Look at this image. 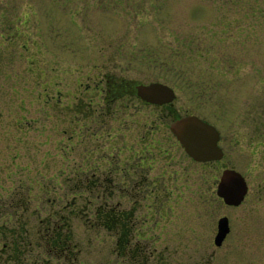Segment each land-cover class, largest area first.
Here are the masks:
<instances>
[{
	"label": "rangeland",
	"instance_id": "374dc122",
	"mask_svg": "<svg viewBox=\"0 0 264 264\" xmlns=\"http://www.w3.org/2000/svg\"><path fill=\"white\" fill-rule=\"evenodd\" d=\"M108 80L172 87L181 112L222 126L226 161L249 185L237 208L214 200L216 211H201L215 196V182H203L200 169L185 162V209L175 216L180 233L161 244L133 242L154 251L155 264L167 245L170 253L159 264H179L175 248L211 235L198 233L204 228L196 227L197 216L216 220L225 213L233 231L220 262L264 264V144L254 141H264V134L258 136L253 122L264 131V0H0V217L35 222L69 201L70 193L60 197L75 182L92 173L107 177L108 161L126 159L136 147L131 128L137 122L142 140L138 131L156 120L154 108L126 100L119 129V115H107L100 104L106 94L94 93ZM88 102L106 112L105 123L76 124L84 114L74 109L86 111ZM185 211L191 216L180 220ZM72 223L81 263L134 264L115 254L111 233L83 228L76 218Z\"/></svg>",
	"mask_w": 264,
	"mask_h": 264
},
{
	"label": "flooded vegetation",
	"instance_id": "af4514ba",
	"mask_svg": "<svg viewBox=\"0 0 264 264\" xmlns=\"http://www.w3.org/2000/svg\"><path fill=\"white\" fill-rule=\"evenodd\" d=\"M101 90L106 95L102 97L103 103L100 104H104L107 113L105 111L98 112L97 108L92 106V102H88L86 104V111L83 109L81 110L79 107L74 109L77 110V112L80 111V114H84V116L82 118L80 117L76 122L77 125L80 121L83 123L89 121L96 124L105 123L102 116L103 113H106L110 116L114 114V116L119 115L111 120H116L120 129V121L122 118L120 115L123 113L121 110L126 103H131V101L126 100H131L130 98L132 97L139 99L141 105L154 108L157 115L156 120L153 119L148 124L147 122L143 123L145 126H141L138 131L142 136V140L137 139V130L135 129L139 123L137 122L136 125L131 128L133 134H135L134 139L136 141V147L128 149L126 159H120V161L116 162H107L109 166L105 169V172L109 173L107 177L104 174L103 176H99L92 173L90 176L86 177L88 179L81 178V180L79 182L77 181V183L75 182L74 185L70 184L73 187L68 188V192H63L61 194L60 199L62 200L65 199V195L68 193L72 194V197L69 201L66 200L65 203L60 205L59 208L39 217L38 219L36 217V221L33 223L27 218L24 219L22 216L20 219L27 224L28 233L33 240L39 232L43 230V227L48 224L52 228H60L58 231L60 234H65L66 239L69 242V251L71 254H74L73 264H83L80 262L82 251L74 238L73 226L75 227V225L72 223L73 218L78 219L79 226L83 228H102L106 232L111 233V237L114 238V252L115 254L117 253V256H119L120 259L126 260L131 258V262L134 264H144L145 257L143 254L146 252L148 256L145 264H155L154 251H151L152 254H149V248L143 246L141 240H136L135 242H133V240L138 237V239H147L146 242L148 244H161L171 237L170 233H180L182 225L178 222V226L175 216L177 213L182 212V206H184V192L182 189L185 184V179L189 176V173L186 172L185 169V162L200 169L201 172L199 177L203 176L201 178L203 182L207 183L211 180L212 183L215 182V196H212L213 199L207 200V202L199 205L201 211H216L217 203H214V200H219L224 207L229 209L237 208L241 205H227L217 195V185L221 172L225 168L235 167L232 165L229 166L226 161L227 158L222 141V126L216 124L215 121L212 122L195 113L181 112L180 108L175 106L176 93L174 89L175 97L173 100L160 104L142 101L136 95L135 85L125 86L123 83L114 80H108L105 88L103 87L100 90H96L94 92L95 95L99 96V94L102 93ZM66 106L68 108H73L71 105ZM116 110L119 113H117ZM78 114L79 113L75 116H78ZM187 115H197L202 120L215 127L219 133L218 145L223 152L220 159L198 161L188 155L178 138L170 129L171 124L175 120ZM253 122L260 128L258 136L260 133L263 136L264 131L260 122L258 123L254 119ZM143 128L145 129L143 130ZM256 128H253L254 133L257 132ZM232 131L233 130H231L230 134H232ZM260 139L257 138L254 141L264 144V141ZM115 165L118 166V172L111 175V170ZM79 167V172H87L86 170L83 171L81 166ZM218 169L220 170V174L217 178ZM262 190L263 189L260 191ZM246 195L243 201L245 200ZM77 199H82L81 206L77 205ZM57 200H59L58 197L53 198V203H57ZM29 202V199H26L23 208L28 209ZM17 205L19 204L17 203ZM190 211L188 213H186V211L182 213L180 220L183 218V214L185 219L189 218L191 216ZM32 215L36 216L35 212H32ZM164 216L167 218L163 219ZM223 216L227 218L229 231L225 235L221 244L217 245L215 242V236L218 233V220ZM197 217L198 224H195L196 227L204 228V230H198V233H202L207 229L211 235L206 241L202 238L194 239L192 245L175 248V255L177 254L179 257L177 259L178 263L224 264L220 262V259L224 258V256H219L218 254H225L226 256V242L231 237L233 231L232 219L225 213L220 215L216 220L208 219V213H201ZM174 225L176 228L178 226L176 231L170 229V226L172 228ZM64 228H66V230ZM193 228L195 231L194 226ZM58 231H56L57 238H59ZM40 238L41 237L38 239ZM163 246L165 247L160 249L162 252L156 255V261L158 264L164 263L163 258H160L161 255L170 253L167 249V245ZM222 250H224L225 253ZM58 252L60 256L51 254L48 258L43 259V261H48V264H70L69 261L64 262L65 257L63 253L61 251ZM171 253L174 252L172 251Z\"/></svg>",
	"mask_w": 264,
	"mask_h": 264
},
{
	"label": "water",
	"instance_id": "95a60500",
	"mask_svg": "<svg viewBox=\"0 0 264 264\" xmlns=\"http://www.w3.org/2000/svg\"><path fill=\"white\" fill-rule=\"evenodd\" d=\"M135 89L136 95L144 102L160 104L172 101L175 97L173 89L161 82L136 84ZM170 129L193 159L209 161L222 157L223 152L218 145V131L197 115L178 118L171 124ZM247 191L248 185L241 172L231 167L221 172L217 195L225 204H241ZM228 231L227 218L223 216L218 220V233L215 236L217 245L221 244Z\"/></svg>",
	"mask_w": 264,
	"mask_h": 264
},
{
	"label": "trees",
	"instance_id": "16d2710c",
	"mask_svg": "<svg viewBox=\"0 0 264 264\" xmlns=\"http://www.w3.org/2000/svg\"><path fill=\"white\" fill-rule=\"evenodd\" d=\"M13 190L16 192L18 189ZM17 203L10 200V205L15 204L14 207L19 206ZM9 223L7 217H0V264H48V261L43 259L51 254L60 256L58 251L63 253L64 262L69 261L73 264L74 254L69 251V242L65 234L58 231L60 228H52L47 223L48 225L43 227L33 240L28 233L27 224L21 221L20 217L12 224ZM56 231L59 232V238ZM39 237L41 238L38 239Z\"/></svg>",
	"mask_w": 264,
	"mask_h": 264
}]
</instances>
